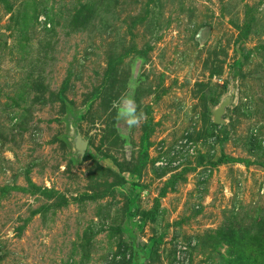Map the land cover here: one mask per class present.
<instances>
[{
  "label": "rangeland",
  "instance_id": "374dc122",
  "mask_svg": "<svg viewBox=\"0 0 264 264\" xmlns=\"http://www.w3.org/2000/svg\"><path fill=\"white\" fill-rule=\"evenodd\" d=\"M0 264H264V0H0Z\"/></svg>",
  "mask_w": 264,
  "mask_h": 264
},
{
  "label": "clouds",
  "instance_id": "9594fccd",
  "mask_svg": "<svg viewBox=\"0 0 264 264\" xmlns=\"http://www.w3.org/2000/svg\"><path fill=\"white\" fill-rule=\"evenodd\" d=\"M113 106L117 109V119L124 120L129 128L139 126L143 122L144 114L137 113V106L132 96H122Z\"/></svg>",
  "mask_w": 264,
  "mask_h": 264
},
{
  "label": "water",
  "instance_id": "95a60500",
  "mask_svg": "<svg viewBox=\"0 0 264 264\" xmlns=\"http://www.w3.org/2000/svg\"><path fill=\"white\" fill-rule=\"evenodd\" d=\"M230 104V99L226 98L222 101L220 107L214 110V121L217 125H222L225 121L222 119L226 108ZM75 148L77 152L84 157L88 148V142L84 141L80 135H77L75 138Z\"/></svg>",
  "mask_w": 264,
  "mask_h": 264
},
{
  "label": "trees",
  "instance_id": "16d2710c",
  "mask_svg": "<svg viewBox=\"0 0 264 264\" xmlns=\"http://www.w3.org/2000/svg\"><path fill=\"white\" fill-rule=\"evenodd\" d=\"M149 253V250L147 249L146 251H145V254H148Z\"/></svg>",
  "mask_w": 264,
  "mask_h": 264
}]
</instances>
